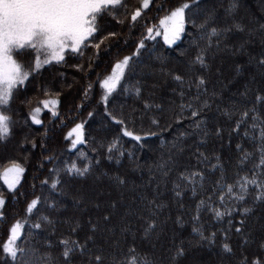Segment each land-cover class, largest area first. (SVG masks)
<instances>
[{
    "label": "trees",
    "instance_id": "16d2710c",
    "mask_svg": "<svg viewBox=\"0 0 264 264\" xmlns=\"http://www.w3.org/2000/svg\"><path fill=\"white\" fill-rule=\"evenodd\" d=\"M213 1L149 0V7L142 8L141 0H122L124 7L98 17L95 39L89 38L87 46L78 52L67 50L62 61L52 60L35 69L36 54L30 49L18 57L30 62L33 70L29 79L17 86L5 113L13 124L10 135L0 140V146L7 151L0 153V173L13 162L24 172L13 189L0 178V196L5 200L0 206V244L7 239L8 229L20 221L23 228L19 244L33 264H66L62 240L69 241V247L72 241L85 245L83 251L77 248L71 253L67 264H94L97 255L102 257V264H264V232L261 230V236L253 230L254 222L264 221L258 218L264 217V198H256L264 197V189L249 183L245 192L240 190L242 177L264 183V141L260 138L264 99H256L264 98V86L249 82L253 70L264 77V66L259 63L264 54L258 43H242L246 32L242 18H257L255 24L263 41L264 17L260 19L254 10L259 0H219L215 11ZM185 2L193 4L186 11L190 19L179 39L168 45L157 32L159 22ZM241 2L247 6L243 10ZM226 6L234 27L221 10ZM137 8H141V15L133 22L131 14ZM206 19L207 24L201 28ZM148 28L153 29L151 38ZM213 28L216 35L212 34ZM101 40L103 43L96 48L94 45ZM141 41L144 46L138 48ZM233 45H238V52L225 59L232 67L225 75L227 80L237 74L239 77L236 85L231 82L226 90L218 92L216 80H225L222 73L216 74L221 68L218 58L211 59V54L223 47L227 49L225 53L231 52L233 49L228 47ZM198 54L204 57L206 67L195 62ZM247 55L255 58L253 66L246 68L243 62ZM124 57L130 58L129 64L105 100L102 81ZM155 68H163L160 75L167 84L149 95L155 81L145 71ZM176 76L181 80H176ZM201 78L205 85L198 88ZM243 86L249 91L242 103L236 98ZM169 98L172 110L167 113ZM45 99H56L58 103L52 110L45 109L38 103ZM204 101L207 107L203 106ZM36 107L41 108L39 125L29 115ZM253 108L255 111H249L247 118L242 119L241 113ZM214 110L219 116L214 115ZM192 111L198 115L193 117ZM117 120L123 123L118 124ZM100 121L104 127L98 129ZM76 124H83L84 142L72 147L75 136L66 137ZM125 131L133 136L124 135ZM134 136L141 139L137 141ZM112 144L115 148L109 152ZM72 162L80 169L88 165L89 170L82 176L68 173L65 165ZM143 167L146 169L142 171ZM54 168L59 172H53ZM193 172L202 173L203 180L197 178L193 184L185 179ZM94 176L101 181L114 176L116 191L95 182ZM54 179L60 180L55 188ZM90 179L97 183L94 193L90 191L93 182L82 189L78 186ZM228 185L233 186V193L228 192ZM170 189L172 201L165 194ZM240 195L243 200L237 199ZM68 197L76 198L77 211L67 204ZM37 198V206L29 213L28 204ZM88 203L93 207L87 208ZM104 203L106 206H102ZM138 204L142 206L137 208ZM216 211L222 215L217 217ZM125 212L134 214L126 218ZM181 212L188 214L183 218ZM197 216L199 219H194ZM150 222L155 227L145 232ZM37 223L40 228L32 227ZM194 228L205 237L215 233L214 240L202 239ZM108 229L113 230L110 233ZM158 229L157 242L152 243L151 235ZM190 235L195 238L188 254ZM89 236L91 239H86ZM225 244L231 251L224 249ZM178 249H183V255H177ZM104 250L112 256L108 258ZM163 252L172 255V263L159 258ZM196 252L202 253L200 259L194 256ZM46 253L50 260L44 258ZM209 253L217 258L207 257Z\"/></svg>",
    "mask_w": 264,
    "mask_h": 264
},
{
    "label": "snow or ice",
    "instance_id": "6c2138e0",
    "mask_svg": "<svg viewBox=\"0 0 264 264\" xmlns=\"http://www.w3.org/2000/svg\"><path fill=\"white\" fill-rule=\"evenodd\" d=\"M142 8L149 7V0H141ZM119 7H124L122 0H0V140L5 139L10 135L11 125L13 120L10 115L5 114L10 107V102L17 90L18 85H23L33 70V65L30 62L18 59V57L25 52V50H31L36 54L34 68L39 69L42 64H48L52 60L60 62L64 59L65 50H71L72 52H78L82 46H87L89 38L95 39V34L99 30L97 23L98 17H101L105 13L115 12ZM193 4L185 2L180 6L175 7L170 11V14L161 19L160 24L163 26L164 41L167 44H172L175 40L179 39L180 34L185 30V24L190 19L186 16V11H190ZM141 15V8H137L131 14V20L135 22ZM193 26L195 22L192 21ZM207 24V19L200 25L203 28ZM239 27V26H237ZM149 38L153 32L152 28L147 29ZM212 34L216 35L217 30L212 29ZM109 35H114L110 33ZM103 43L101 40L94 45L96 48L100 47ZM144 46L143 41L138 45V48ZM43 56V60H41ZM129 57H124L122 61L117 62L112 69V74L102 81V85L105 89V97L112 93L117 84L124 75L125 68L129 64ZM195 62L204 64V57L197 55ZM259 63L264 66V60H260ZM176 80H181L180 76L175 77ZM205 85L203 78L197 81V87ZM139 91V90H137ZM205 92L207 89L205 88ZM215 95V93H213ZM198 99V97H197ZM257 100L264 98L257 96ZM45 109L52 110L55 108L58 101L56 99H45L38 101ZM204 107H207V101H204ZM183 108L184 106L181 105ZM191 107V105H188ZM249 111H255V109L245 110L241 113L242 119L247 118ZM41 112L40 107L31 109L29 115L34 124H41V120L38 118ZM53 115H56L55 111H52ZM91 116L92 113H89ZM111 115V114H109ZM197 111H192V116L196 117ZM115 120V117H113ZM255 119V117H253ZM116 123L122 124L123 121L117 120ZM155 123V121H154ZM256 125L254 124L253 127ZM199 127V123L196 124ZM239 127V121L237 122ZM124 135L133 136V133L125 131ZM75 136L72 139V147H75L79 143L84 142L83 124H76L72 128L66 138ZM135 140L139 141L140 136H134ZM261 141H264V129L260 130ZM35 147V145H33ZM115 148V144L109 145V152H112ZM83 155V154H82ZM111 159V156H109ZM264 164V159L261 161ZM215 167V166H214ZM68 173L75 172L79 175H84L89 170V166L85 165L83 169L77 167L75 162L70 165H65ZM53 172H59L58 169H52ZM24 172V168L18 163L13 162L11 167L5 169L4 173H0V178L4 180L9 189L15 188L19 183V177ZM197 178L200 181L203 180V174L198 172L191 173L188 177H185L190 183L195 184ZM119 179V178H117ZM240 183L241 192H245L247 184L251 183L256 185L257 188L264 189V183L257 181L255 178L248 180L247 177H242ZM123 183V181H119ZM47 183V181H45ZM60 183L59 179L52 181V187L55 188ZM228 192L233 193V186L228 185ZM195 193V189H193ZM179 195V193H177ZM257 199L264 197L257 196ZM239 200H243L244 196L237 197ZM223 200V197H221ZM5 200L0 196V206L4 205ZM203 201H201V204ZM38 198L32 200L28 206L27 211L29 213L37 206ZM200 205H197L199 209ZM249 211L248 209L244 210ZM216 216L222 215L221 212L216 211ZM44 219H47L46 217ZM107 219V217H105ZM194 219H199L195 217ZM179 222V221H178ZM241 223H243L241 221ZM34 228H40L39 223L32 225ZM155 227L154 222L147 224L145 232ZM23 225L20 221L14 223L8 229L7 239L0 244V252L3 253V259L0 260V264H33L28 258V252L25 248L21 247L19 241L22 237ZM93 230L95 226L93 225ZM75 231V229H73ZM194 232H197L202 239L214 240L215 233L210 237H205L199 229L194 228ZM237 232H240V228H236ZM91 239V237H86ZM63 244L64 250L62 256L67 262L71 259V253L79 248L82 251L85 245H81L78 241H72V247H69V241H60ZM224 249L231 251L229 246L225 244ZM35 250H33L34 252ZM177 255H183V249H178ZM45 259L50 260V254H45ZM94 264H102V257L97 255L94 257ZM253 264H260V261H253Z\"/></svg>",
    "mask_w": 264,
    "mask_h": 264
},
{
    "label": "rangeland",
    "instance_id": "374dc122",
    "mask_svg": "<svg viewBox=\"0 0 264 264\" xmlns=\"http://www.w3.org/2000/svg\"><path fill=\"white\" fill-rule=\"evenodd\" d=\"M218 2H219V0H214L213 1V5H214V8H213V11H215V9H217V5H218ZM240 7H241V9L243 10V9H245L247 6H245L244 5V3H240V5H239ZM229 7L228 6H226L225 8H222L221 10H222V12L224 13V15H226V17H230L231 15H229L230 13H229V9H228ZM240 9V8H239ZM254 10L261 16L260 17V19L262 18V17H264V0H259V1H257V3H256V7L254 8ZM213 13L211 12V14H209L208 15V17H210L211 18V15H212ZM242 20L246 23L245 24V28H246V32H245V34L243 35V39H242V43L243 44H247V43H251V42H254V43H258L259 45H261L262 47H260V49H259V51L261 52V53H263L264 54V38H263V41H261V39L259 38L260 36H261V32L259 31L260 29H259V26L258 25H256L255 23L257 22V18L253 15V16H249V17H243L242 18ZM161 21V20H160ZM229 21L231 22L232 20L229 18ZM231 25H232V27H234L235 26V23H233V21L231 22ZM157 32L162 36V38H163V40H164V35H163V32H164V29H163V26L160 24V22H159V28H158V30H157ZM181 35V34H180ZM264 37V36H263ZM175 41H177V40H175ZM174 41V42H175ZM165 42V41H164ZM173 42V43H174ZM172 43V44H173ZM262 43V44H261ZM168 45H171V44H168ZM237 46L238 45H233L232 47L230 46V47H228V48H231V49H233V51H231V52H226L225 53V51L227 50L226 49V47H223V48H217V49H214L213 51H212V54H211V59L212 58H214V56L215 57H217L218 59V61H217V63H218V65H220V68H221V71L219 70H217L216 71V74L217 75H219V76H221V73H222V76L224 77V82H222V79L221 78H218V80H216V85H217V90H218V92L219 91H224V90H226V86H228V84L229 83H233L234 85H236V81H237V79H238V77H239V75L237 74L236 76L234 75L231 79H229V80H227V78H226V75H225V73H227L232 67L230 66V64H228L227 63V61L225 60L226 58H232V55H234L232 52H235V53H237L238 51H237ZM68 49H66L65 50V52L67 51ZM244 50V49H243ZM218 55L219 56H221L222 58H220V57H218ZM254 58H255V56L254 55H247V56H245L244 57V62H243V67H250V66H253V61H254ZM189 69H191V67L189 68ZM162 71H164L163 70V68H155L154 70H152V69H148L147 71H145V75H148V76H152L153 77V80L155 81L152 85H151V87H150V90L148 91L149 92V95H154V93L158 90H160V89H163V88H165L166 87V81H164L163 80V78L161 77V72ZM225 71V72H224ZM224 73V74H223ZM228 75V74H227ZM249 82H251L252 83V85H260V84H262L263 86H264V77L262 76V74L259 72V71H257V70H253V73H252V75H251V77L249 78ZM243 88V90L242 91H240L239 92V96H237V100L239 101V102H244L245 101V97L248 95L247 94V91H249V89H247L245 86H243L242 87ZM264 89V88H263ZM171 92V91H170ZM246 93V94H245ZM211 95H212V93H211ZM167 102H168V104H167V106L165 107L166 109H165V111L168 113L169 111H171L172 109H171V99L169 98V99H167ZM213 106H214V108H216V106L213 104ZM214 115H217V116H219V114H218V111H216V110H214ZM102 127H104V123L103 122H101L100 121V123H98V125H97V128L99 129V128H102ZM172 146V145H171ZM218 147H220V146H218ZM172 149V148H171ZM0 153L1 154H6L7 153V151H6V149L3 147V146H0ZM171 155V157L174 159L175 158V155H173V153H171L170 154ZM171 162H173V161H171ZM11 167V166H10ZM7 168H9V167H7ZM7 168H5V169H7ZM5 169L2 171V173H4V171H5ZM146 168L145 167H143L142 168V171L143 170H145ZM21 176V175H20ZM102 176H104V174L102 173ZM139 177V176H138ZM94 178V180H95V182H98V184L100 183L101 185H105L106 187H108V188H110L111 189V191H113V193L116 191V187H115V177L113 176V177H111V178H109V179H106L105 177V179H103L104 181H101V180H99V178L97 177V176H94L93 177ZM3 180V179H2ZM19 180H20V177H19ZM93 179H90L89 181H88V183H85V184H83V183H80L78 186L79 187H81V189L82 188H84L85 186H87V184H91L93 181H92ZM3 182H4V180H3ZM18 184V183H17ZM16 184V185H17ZM96 184L97 183H92V185H91V187H90V191L92 192V193H94L95 191H97V188H95V186H96ZM5 185L7 186V184L5 183ZM147 185V183H146V181H145V186ZM8 187V186H7ZM16 187V186H15ZM89 187V186H88ZM100 193V192H99ZM167 193H169V194H167ZM165 194H166V197H167V199H169V201H172V198H171V194H173V191H172V189H170V190H166L165 191ZM174 201V200H173ZM77 203V200H76V198H73V197H68V202H67V204L73 209V211H77L76 210V206H75V204ZM61 205H63V204H61ZM65 205V204H64ZM102 206H106L105 205V203L104 204H102ZM135 206H137V204L135 203L134 204V207ZM140 206H142L141 204H138V207L137 208H139ZM145 206H147V203L145 204ZM92 208L93 206L92 205H89V203H88V205H87V208ZM83 208H85V207H83ZM82 208V209H83ZM145 209H147V208H145ZM146 211V210H145ZM80 212V211H79ZM130 213H131V215L132 214H134L133 212H125V217L126 218H129V216H130ZM77 214V213H76ZM181 214H182V216H183V218L185 217V216H187V214H188V212L185 214V212H181ZM258 218L260 219H264V217H260V216H258ZM66 224L67 223H69V221H64ZM161 223H163V222H161ZM254 227H253V230L255 231V232H257V235H259L260 233H261V230H263L262 232H264V221H262L261 223H255L254 222V225H253ZM100 227H102L101 225H100ZM112 230L113 229H108V232H112ZM100 231V233L101 232H103V230L102 229H100L99 230ZM105 231V230H104ZM159 231H160V229H158L157 230V233H156V231L154 232V233H152V235H151V238H152V243H153V241L156 243L157 242V237H158V235H159ZM124 232H125V230H124ZM134 232V231H133ZM120 234H121V232H120ZM136 233L134 232V235L132 236V239L133 240H135L137 237H136V235H135ZM263 234L261 233V236H262ZM121 236H122V234H121ZM191 237H190V239H188L189 241L187 242V248H188V254H190L191 252V249L193 248V246H194V236L193 235H190ZM254 236V235H253ZM142 237L144 238V239H147V237H146V235H143L142 234ZM120 238H122V237H120ZM255 238H259V237H257V236H255ZM98 249H101V248H98ZM118 249H114L113 251H117ZM164 251V250H163ZM172 251V250H171ZM103 253L108 257V258H110L112 255L109 253V252H107V250H104L103 251ZM197 254H195L194 256L195 257H197V258H201L202 257V253L200 254L199 252H196ZM172 255H169V253L168 252H163L162 254H161V256H159V258H163V260H166V261H168V262H170V263H172V257H171ZM205 256H207V255H205ZM211 257V258H217V257H214V255L212 254V253H209L208 254V256L207 257ZM203 259H205V260H207L206 258H203ZM208 261V260H207ZM224 264H225V262H224ZM229 264V263H228ZM232 264H233V262H232ZM235 264V263H234Z\"/></svg>",
    "mask_w": 264,
    "mask_h": 264
}]
</instances>
